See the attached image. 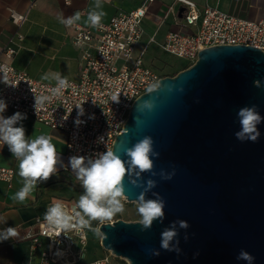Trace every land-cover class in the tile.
I'll use <instances>...</instances> for the list:
<instances>
[{
	"label": "water",
	"instance_id": "95a60500",
	"mask_svg": "<svg viewBox=\"0 0 264 264\" xmlns=\"http://www.w3.org/2000/svg\"><path fill=\"white\" fill-rule=\"evenodd\" d=\"M159 84L134 102L112 150L127 160L125 148L152 137L159 153L153 157L156 175L145 172L142 181H156L145 198L154 199L155 192L166 201L164 221L147 231L140 222L104 223L102 247L130 264H247L236 258L241 249L255 258L253 264H264V123L256 142L235 136L241 107L256 105L264 116V52L208 47L193 65ZM146 100L154 107L141 113ZM161 171L174 175L165 180ZM124 183L127 200L138 203L142 189L127 178ZM176 220L189 224L179 229V255L160 249L162 230Z\"/></svg>",
	"mask_w": 264,
	"mask_h": 264
},
{
	"label": "built area",
	"instance_id": "2783aa9c",
	"mask_svg": "<svg viewBox=\"0 0 264 264\" xmlns=\"http://www.w3.org/2000/svg\"><path fill=\"white\" fill-rule=\"evenodd\" d=\"M177 1L184 7L180 27L167 33L161 43L152 35L138 52L145 35L143 21L154 0H145L129 12L117 13L108 24H102L103 27L94 31L73 25V44L85 48L80 78L68 80L70 87L63 90L61 96L53 97L36 109L34 96L50 94L56 82L48 84L35 80L7 61L17 54L23 40L21 34L11 37L0 54V67L7 68L6 79L13 86L0 81V99L5 100L8 108L63 131L67 135L66 158L95 157L97 153L113 149L116 137L124 131L134 102L149 92L154 83L169 76L146 63L150 45L157 44L165 53L183 60L187 68L195 63L198 52L208 47L243 45L264 52V19L243 20L210 7L198 12L193 2ZM12 20L20 25L26 21V15L12 14ZM197 22L196 30H189ZM117 93L119 103L112 102V96ZM81 104L84 115L78 117L77 106ZM77 119L82 122L77 124ZM14 175L13 169L0 167V181L10 183ZM58 201L63 202L70 214L77 210L73 200ZM25 239L32 243L34 254L39 252L35 264H112L111 254L92 261L84 260L87 228L61 234L59 229L51 228L44 217L37 218ZM77 240L81 248L76 252ZM57 251L62 255H54Z\"/></svg>",
	"mask_w": 264,
	"mask_h": 264
},
{
	"label": "crops",
	"instance_id": "0c3cea01",
	"mask_svg": "<svg viewBox=\"0 0 264 264\" xmlns=\"http://www.w3.org/2000/svg\"><path fill=\"white\" fill-rule=\"evenodd\" d=\"M145 0H102V10L106 13L101 23L108 24L119 12H129L142 5ZM194 3L198 12L205 8H215L223 13L243 20L255 21L264 19V0H188ZM95 0H0V54L11 37L17 34L23 36L19 43L17 54L10 60L20 70L28 73L35 80L53 84L52 79H42L45 74L60 73L67 80L78 81L83 66L84 47L73 44L74 26L61 24V12L65 17L75 12L81 13V19L75 25L95 30L87 23V14L94 7ZM184 7L177 0H154L148 7L147 16L143 21L145 35L139 48L154 35L158 43L164 41L170 31L176 30L183 22ZM12 14L26 15V21L17 25L12 20ZM195 27L189 30L195 31ZM157 44L149 46L146 63L158 70L164 56ZM170 56V55H169ZM15 111L6 108L3 115L10 117ZM22 113V112H21ZM26 114V113H23ZM21 121L26 136L35 138L39 135L52 137L56 145L62 165L58 172L46 182H39L28 199L23 203L13 200V196L23 186L19 176V161L11 154L8 146L0 142V167L13 169L15 175L10 183L0 181V218L6 223H0V229L15 227L18 237L0 242V264H35L39 252L33 253L32 243L25 239L27 231L34 227L37 218H43L47 208L58 200L78 201L83 193L79 181L76 180L66 158L67 135L60 130L52 129L37 122L30 115ZM19 126V125H18ZM92 228H97L91 225ZM88 229V228H87ZM88 235V234H87ZM89 239V238H88ZM109 255L99 248L97 255L84 260L92 261Z\"/></svg>",
	"mask_w": 264,
	"mask_h": 264
},
{
	"label": "clouds",
	"instance_id": "9594fccd",
	"mask_svg": "<svg viewBox=\"0 0 264 264\" xmlns=\"http://www.w3.org/2000/svg\"><path fill=\"white\" fill-rule=\"evenodd\" d=\"M106 13L102 10V0H95L94 7L87 14V23L93 28L103 27L101 21ZM81 19V13L75 12L72 16L65 17L61 12L59 21L66 27H71ZM0 81L13 86L6 79L7 68L0 67ZM42 79H52L56 81V86L50 89V94L34 96V107L43 106L49 103L53 97H59L63 90L70 87L66 77L60 73L45 74ZM160 84L154 83L149 91L157 89ZM171 90V88L169 89ZM112 102L119 103V94L112 96ZM154 105L151 101H144L138 108L141 113L151 111ZM7 108L5 100L0 99V142L7 145L9 151L19 161V176L23 180V186L13 196V200L23 203L34 192L39 182H46L58 172V165H62L60 155L57 153L56 145L52 143V137L39 135L35 138L26 136L25 128L21 121L26 119V114L16 112L10 117H5L3 113ZM78 117L84 115L82 104L77 106ZM240 129L235 136L241 142L250 140L256 142L260 137L258 125L264 123V116H261L256 105L244 106L237 111ZM82 121L76 120L79 124ZM19 125V126H18ZM103 142V137L100 138ZM154 141L151 136H144L132 147L125 148L124 154L127 160L122 159L114 150L108 149L97 153L95 157L71 156L68 164L77 181L83 188V193L76 202V211L70 214L61 201L51 204L44 213V220L53 229H59L60 233L71 230H82L89 228L97 236L103 237L100 228H92V221H97L100 225L111 221L117 214L125 211L123 199L126 196L125 179L134 187L141 188L142 191L136 198L138 201L137 212L140 216L141 231L150 230L153 223L159 221L163 223L165 218L166 201L153 192L154 199H146V194L156 187V181L149 179L142 181V174L151 172L156 175L154 169V159L159 153L154 150ZM174 175L161 171L162 179L170 180ZM135 176V178H133ZM5 218H0V223H6ZM189 224L185 220L172 221L168 227L161 232L160 249L167 252H175L179 255L180 248L179 229H188ZM15 227L0 229V242L18 237ZM184 240H188L185 234ZM152 256H159V249H148ZM199 253H196L198 255ZM54 255L60 256L62 252L57 251ZM237 260L246 261L253 264L254 257L247 251L241 249L237 255Z\"/></svg>",
	"mask_w": 264,
	"mask_h": 264
},
{
	"label": "rangeland",
	"instance_id": "374dc122",
	"mask_svg": "<svg viewBox=\"0 0 264 264\" xmlns=\"http://www.w3.org/2000/svg\"><path fill=\"white\" fill-rule=\"evenodd\" d=\"M163 62H161V66L158 68V71L163 75L175 76L185 69L184 61L173 56H164ZM125 211L121 214H117L111 221L105 223H113L117 220H124L126 222H140V216L137 212L138 203L130 202L126 197L123 199ZM93 223L100 224L97 221H92ZM88 241L85 247V252L87 257L97 255L99 253V248L103 249L105 253L111 254L109 251L105 250L101 245V236H97L95 232L91 229H87ZM81 248L78 240L75 242L74 250L77 252ZM112 264H130L127 260L123 258L116 257L111 254Z\"/></svg>",
	"mask_w": 264,
	"mask_h": 264
},
{
	"label": "trees",
	"instance_id": "16d2710c",
	"mask_svg": "<svg viewBox=\"0 0 264 264\" xmlns=\"http://www.w3.org/2000/svg\"><path fill=\"white\" fill-rule=\"evenodd\" d=\"M185 68H187V67H185ZM97 225H98L97 223H93V226H94V227H97Z\"/></svg>",
	"mask_w": 264,
	"mask_h": 264
}]
</instances>
